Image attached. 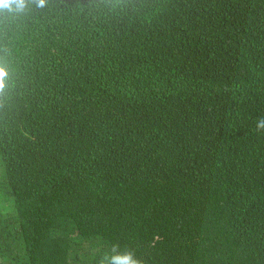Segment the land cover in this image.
<instances>
[{
	"label": "trees",
	"instance_id": "1",
	"mask_svg": "<svg viewBox=\"0 0 264 264\" xmlns=\"http://www.w3.org/2000/svg\"><path fill=\"white\" fill-rule=\"evenodd\" d=\"M0 49V264H264V0H50Z\"/></svg>",
	"mask_w": 264,
	"mask_h": 264
},
{
	"label": "clouds",
	"instance_id": "2",
	"mask_svg": "<svg viewBox=\"0 0 264 264\" xmlns=\"http://www.w3.org/2000/svg\"><path fill=\"white\" fill-rule=\"evenodd\" d=\"M99 6L109 11H131L135 0H97ZM50 0H0V33H3L14 24H19L35 13L47 9ZM2 50V49H0ZM13 86V79L9 63L0 57V106L8 98ZM264 128V119L258 124ZM99 264H143L135 250L121 249L119 243L112 244L108 252L100 259Z\"/></svg>",
	"mask_w": 264,
	"mask_h": 264
}]
</instances>
